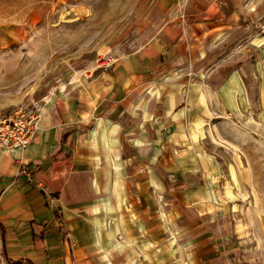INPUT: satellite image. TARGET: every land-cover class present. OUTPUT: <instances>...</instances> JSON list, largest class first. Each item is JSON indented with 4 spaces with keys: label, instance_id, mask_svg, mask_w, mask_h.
<instances>
[{
    "label": "rangeland",
    "instance_id": "374dc122",
    "mask_svg": "<svg viewBox=\"0 0 264 264\" xmlns=\"http://www.w3.org/2000/svg\"><path fill=\"white\" fill-rule=\"evenodd\" d=\"M232 5H223V12L235 11ZM203 6L197 0H0V118L21 111L39 122L55 100L65 102L87 76L111 71L157 40L167 25L212 20L188 16ZM260 8L264 13V0H242L240 17L230 19L233 32H227L232 25L213 28L193 40L188 32L185 48L197 53L195 64L188 58L183 66L189 74V153L185 161L156 162L151 180H134L124 206L103 220L109 239L101 250L125 256L107 264H198L210 253L247 264L243 255L264 251ZM109 57L114 64L99 68ZM184 168L191 189L165 193Z\"/></svg>",
    "mask_w": 264,
    "mask_h": 264
},
{
    "label": "crops",
    "instance_id": "0c3cea01",
    "mask_svg": "<svg viewBox=\"0 0 264 264\" xmlns=\"http://www.w3.org/2000/svg\"><path fill=\"white\" fill-rule=\"evenodd\" d=\"M197 1L205 7L188 16L212 20L164 26L157 40L117 61L111 71L87 76L65 102L57 99L45 108L27 148L0 144V264H107L125 258L101 250L109 239L103 220L124 206L134 180L137 185L141 176L151 180L156 162L185 161L189 153V74L183 66L188 58L195 64L197 53L185 48L188 32L190 40L229 25L227 32H233L236 23L230 19L240 17L242 0ZM229 2L235 11L226 14L222 7ZM261 10L256 14L263 16ZM183 172L171 178L165 193L191 189L186 168ZM243 259L264 264V251L253 249ZM198 264L235 263L210 253Z\"/></svg>",
    "mask_w": 264,
    "mask_h": 264
},
{
    "label": "built area",
    "instance_id": "2783aa9c",
    "mask_svg": "<svg viewBox=\"0 0 264 264\" xmlns=\"http://www.w3.org/2000/svg\"><path fill=\"white\" fill-rule=\"evenodd\" d=\"M113 64V58L109 57L98 67H110ZM38 130L36 116L25 118L21 111L17 115L0 118V144L9 148L25 149L31 144ZM21 172L30 180L33 178L30 171L22 169Z\"/></svg>",
    "mask_w": 264,
    "mask_h": 264
},
{
    "label": "trees",
    "instance_id": "16d2710c",
    "mask_svg": "<svg viewBox=\"0 0 264 264\" xmlns=\"http://www.w3.org/2000/svg\"><path fill=\"white\" fill-rule=\"evenodd\" d=\"M17 264H20V262H18ZM25 264H32V263L28 261V262H26Z\"/></svg>",
    "mask_w": 264,
    "mask_h": 264
}]
</instances>
